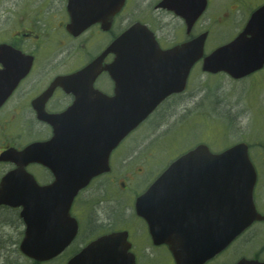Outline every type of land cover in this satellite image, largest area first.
<instances>
[{"label": "water", "instance_id": "95a60500", "mask_svg": "<svg viewBox=\"0 0 264 264\" xmlns=\"http://www.w3.org/2000/svg\"><path fill=\"white\" fill-rule=\"evenodd\" d=\"M94 9L116 12L124 0H104ZM181 16L187 32L203 14L207 0H161L157 5ZM69 9H74L69 6ZM93 10V9H92ZM75 23V20H73ZM145 26L135 25L124 32L106 51L83 69L56 78L52 88L88 78L90 85L102 71L114 81V96L109 100L105 118H93L89 126L77 124V137L72 142H35L22 150L10 148L0 154V162H12L16 168L0 180V206L21 208L25 230L20 252L36 262L59 255L74 239L77 224L69 215L73 197L90 180L108 172L109 156L118 144L138 127L167 97L185 90L191 68L202 60L201 70L223 72L238 80L264 66V5L252 12L243 30L230 42L204 56L207 32L162 50ZM115 58L102 66L103 57ZM0 107L21 79L29 72L32 57L0 44ZM39 119L49 121L38 111ZM107 117V118H106ZM101 124L96 125V122ZM73 127H71L72 129ZM59 143L70 146L68 170L55 172L60 181L54 191L66 197L51 202L48 186H38L25 171L31 163L50 166L49 149ZM75 147V148H74ZM264 150V145H263ZM67 158V154H63ZM256 172L248 155L247 144L241 142L219 153L199 144L173 161L151 186L135 201L138 216L148 224L154 244H166L175 264H204L224 250L253 222L264 221L253 202ZM199 189L208 193L203 204L204 218L187 219L179 212L175 193ZM127 233L117 232L91 242L67 264H135L129 252ZM236 264H264V261L241 259Z\"/></svg>", "mask_w": 264, "mask_h": 264}, {"label": "flooded vegetation", "instance_id": "af4514ba", "mask_svg": "<svg viewBox=\"0 0 264 264\" xmlns=\"http://www.w3.org/2000/svg\"><path fill=\"white\" fill-rule=\"evenodd\" d=\"M159 1L154 5V13L172 15L180 21L182 29H184L181 33L182 40L177 39L169 46H163L157 34L155 26L160 23L157 15L150 12L148 15L143 14L142 17H131L132 13L127 10V0L114 13L103 8L94 9L96 6H104V0H14L12 4L5 5L2 9V16L5 15V21H8L9 16H13L14 20L11 29L5 31L6 39L1 40L0 44H6L13 50H19L32 56L33 62L30 72L19 82L0 107V134L3 135V141L0 143V154L9 148L21 150L34 142H72L77 137V124L89 126L92 117L96 119L105 118L107 113L105 114L104 111L107 110L109 100L113 98L115 89L114 81L107 71H101L94 78L92 86L89 81L91 75H88V78H80L65 86L54 87L46 98H41V96L47 92L55 78L73 74L90 64L130 27L137 24L145 26L153 34L156 43L163 49L193 38V30L187 32L181 18L170 11L157 8ZM69 6H73L74 9L70 10ZM42 47L51 49L49 55L59 51L57 53V56L60 57L58 62L53 63L57 60L56 57L54 60H50V58L49 60L54 67L56 64H61L58 67L62 70L49 78L46 83L37 79H35L36 81L31 80L29 83L26 79L33 69L37 68L40 61L48 58V56L41 57L37 54V50ZM113 60L114 55L108 53L103 57L102 65L107 66ZM2 68L3 66L0 64V69ZM23 82L25 85L21 87ZM188 85L189 78L187 87ZM38 111H41L44 116H48L49 121L39 119ZM95 124H101V121ZM71 127L73 128L71 129ZM13 128H16V132ZM25 134H29L33 138L22 141L26 137ZM8 135L10 138H6ZM123 142L124 140L109 156L110 171L93 178L85 188L73 197L69 215L77 223L76 237L60 255L51 261L60 259V264H67L73 255L81 252L94 240L112 233L125 232L130 245L129 251L134 256L135 264H175L166 244H154L146 220L136 214L135 200L129 213L132 215V219L121 223L118 228H114L109 217L113 215V212L111 211L108 215L103 213V207L110 206V202H113L110 195L109 198L108 194L104 193L101 198L92 188L96 181H100L111 172L113 155ZM59 143L49 149L50 166L45 167L39 163H31L25 167V171L33 177L38 186L51 187L49 197L52 203H60L59 199L66 197L63 192L54 191V185L61 180L55 176V172L68 170L65 165L70 164L69 155L73 152L70 146H66L63 153ZM63 154H67V158H64ZM0 165L4 167L1 177L16 168L12 162L3 161L0 162ZM36 170L41 172V176L35 173ZM161 173L145 187L142 193ZM121 185L124 190L127 189L124 183ZM258 194L256 181L253 200L257 211L264 215V211L262 212L257 208ZM206 196L209 198L208 193L201 192L199 189L175 193L179 212L182 215L187 214L186 217L190 220L204 218L206 213L203 204ZM17 210L19 217L20 209ZM99 211L105 215L104 220L101 219ZM20 222L22 223V220ZM259 223L264 224V221ZM23 234L24 226L22 236ZM78 237H81L85 243L82 247L77 246V251H73L74 249L71 250V248L75 246ZM237 239L205 264H225V260L228 261L231 254L236 253L234 245ZM231 248L232 251L229 254ZM240 258L239 253L231 264H235Z\"/></svg>", "mask_w": 264, "mask_h": 264}, {"label": "rangeland", "instance_id": "374dc122", "mask_svg": "<svg viewBox=\"0 0 264 264\" xmlns=\"http://www.w3.org/2000/svg\"><path fill=\"white\" fill-rule=\"evenodd\" d=\"M13 1L0 0V41L6 39L5 31L11 29L14 20L13 16H9L8 21H5L2 9ZM157 1L127 0V10L132 13L131 17H142L150 12L157 15L161 26L156 24L157 34L162 45L169 46L177 39L182 40L181 33L184 29L172 15L154 13ZM262 4L264 0H208L207 10L193 27L194 36L208 32L205 54L229 42L240 32L250 13ZM37 51L41 57L48 58L37 64L26 81L30 83L37 79L46 83L62 70L58 67L61 64L54 67L50 61L55 57L57 60L53 63L59 61V51L51 53L52 55H49L51 49L46 47ZM13 129L16 132V128ZM25 136L22 141L33 138L29 134ZM2 137L0 134V143L3 141ZM239 142L249 145L250 158L258 177L259 194L256 204L263 212L264 68L244 79L232 80L224 74L206 75L201 72L198 63L192 69L185 92L162 103L142 125L124 139L113 155L111 172L96 181L92 188L101 198L104 193L108 197L110 195L113 202H110V206L103 207V213L108 215L112 211L110 221L114 228H118L121 223L132 219L129 213L135 198L178 156L200 143L217 153ZM3 172L4 167L0 165V176ZM35 173L41 176L40 171L36 170ZM121 183L125 184L126 190ZM103 213L99 211L102 220L105 219ZM22 230L18 210L0 207V264H33L18 250ZM76 239L78 242L76 240L75 246L71 248L73 251H77V246L82 247L85 243L81 237ZM234 246L236 253L233 252L230 259L225 260V264L234 262L239 253L241 257L263 261L264 224H253L238 237ZM59 260L43 264H60Z\"/></svg>", "mask_w": 264, "mask_h": 264}]
</instances>
